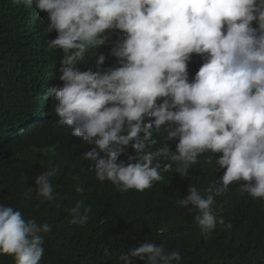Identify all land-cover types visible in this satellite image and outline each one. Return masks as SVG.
Segmentation results:
<instances>
[{
  "label": "clouds",
  "instance_id": "obj_1",
  "mask_svg": "<svg viewBox=\"0 0 264 264\" xmlns=\"http://www.w3.org/2000/svg\"><path fill=\"white\" fill-rule=\"evenodd\" d=\"M13 3L46 12L48 32L57 33L48 47L65 53L59 69L63 84L52 89L58 116L53 114L54 122L65 136L45 131L48 111L42 105L19 122L20 135L32 142L54 140L56 145L70 143L69 136L81 137L93 145L82 158L94 162L89 169L96 179L110 181L121 192L151 188L163 179L162 171L184 177L202 154L221 153L215 161L223 174L203 194L192 185L176 201L197 213L195 223L204 235L217 223L232 227L216 217L213 205L233 182L244 181L242 192L264 200V0ZM114 30L121 35L113 41ZM107 43L112 44L115 66L101 68L106 57L100 54L95 70L75 67L90 50ZM193 54L202 64L190 81ZM162 128L166 143L154 147V131ZM173 140H178L175 151L167 143ZM129 146L135 154L117 162ZM162 160L167 161L163 168ZM58 171L53 166L36 176L37 196L55 198L52 178ZM33 191L27 188L23 198L31 200ZM75 191H83L79 183ZM68 211L70 223L84 225L91 208L81 200ZM50 231V224L38 225L0 204V254L12 256L15 264H39L43 234ZM134 258L144 264H179L182 255L148 241L120 255L117 264H134Z\"/></svg>",
  "mask_w": 264,
  "mask_h": 264
},
{
  "label": "trees",
  "instance_id": "obj_2",
  "mask_svg": "<svg viewBox=\"0 0 264 264\" xmlns=\"http://www.w3.org/2000/svg\"><path fill=\"white\" fill-rule=\"evenodd\" d=\"M48 23V14L34 6L29 9L13 0H0V204L19 210L26 220L34 218L38 225H51V231L43 234L44 255L39 264H117L120 255L148 241L163 244L168 251L179 250V264H264V200L242 192L244 181L233 182L226 193L215 197L213 212L231 223L230 229L217 223L204 235L195 223L197 213L176 204L188 195L190 186L203 194L223 174L215 161L221 153L202 154L184 177L162 171L163 179L151 188L121 192L110 181L96 179L89 169L94 162L82 158L93 145L81 137L68 135L70 143L56 145L54 140L32 142L19 134V122L42 105L48 111L45 131L65 136L54 122L57 102L52 92L63 84L59 69L65 53L48 47L57 35L48 32ZM119 35L114 30L111 40ZM111 47L107 43L90 50L86 60L75 67L95 70L100 54L106 57L101 68L115 66ZM201 64V58L193 54L188 66L190 81ZM164 135L163 128L154 131L158 141L154 147L164 146ZM177 142L167 141L171 151ZM134 154L129 146L117 162ZM53 166L59 169L52 178L55 198L45 200L35 192V178ZM77 183L82 192L75 191ZM29 187L34 191L32 199L26 200L23 193ZM81 200L91 208L90 218L84 225L72 224L68 209ZM0 264H15V260L0 254ZM134 264L144 262L134 258Z\"/></svg>",
  "mask_w": 264,
  "mask_h": 264
}]
</instances>
